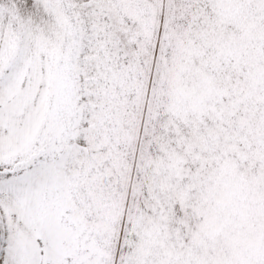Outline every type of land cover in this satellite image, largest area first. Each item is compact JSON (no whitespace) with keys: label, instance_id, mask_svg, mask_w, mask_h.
I'll return each instance as SVG.
<instances>
[{"label":"snow or ice","instance_id":"snow-or-ice-1","mask_svg":"<svg viewBox=\"0 0 264 264\" xmlns=\"http://www.w3.org/2000/svg\"><path fill=\"white\" fill-rule=\"evenodd\" d=\"M0 264H264V0H0Z\"/></svg>","mask_w":264,"mask_h":264}]
</instances>
